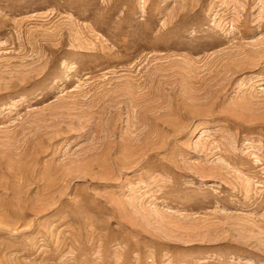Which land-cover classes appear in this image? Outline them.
Masks as SVG:
<instances>
[{
    "label": "rangeland",
    "instance_id": "rangeland-1",
    "mask_svg": "<svg viewBox=\"0 0 264 264\" xmlns=\"http://www.w3.org/2000/svg\"><path fill=\"white\" fill-rule=\"evenodd\" d=\"M0 264H264V0H0Z\"/></svg>",
    "mask_w": 264,
    "mask_h": 264
}]
</instances>
